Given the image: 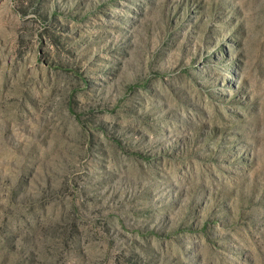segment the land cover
Here are the masks:
<instances>
[{"label": "rangeland", "instance_id": "374dc122", "mask_svg": "<svg viewBox=\"0 0 264 264\" xmlns=\"http://www.w3.org/2000/svg\"><path fill=\"white\" fill-rule=\"evenodd\" d=\"M0 264H264V0H0Z\"/></svg>", "mask_w": 264, "mask_h": 264}]
</instances>
